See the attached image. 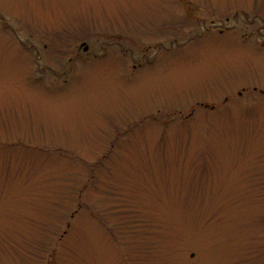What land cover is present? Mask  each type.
Returning <instances> with one entry per match:
<instances>
[{"label": "rangeland", "instance_id": "374dc122", "mask_svg": "<svg viewBox=\"0 0 264 264\" xmlns=\"http://www.w3.org/2000/svg\"><path fill=\"white\" fill-rule=\"evenodd\" d=\"M0 264H264V0H0Z\"/></svg>", "mask_w": 264, "mask_h": 264}, {"label": "flooded vegetation", "instance_id": "af4514ba", "mask_svg": "<svg viewBox=\"0 0 264 264\" xmlns=\"http://www.w3.org/2000/svg\"><path fill=\"white\" fill-rule=\"evenodd\" d=\"M83 43H84V42H83ZM83 45H84V44H83ZM85 47H86V45H85ZM85 47H84V48H85Z\"/></svg>", "mask_w": 264, "mask_h": 264}]
</instances>
